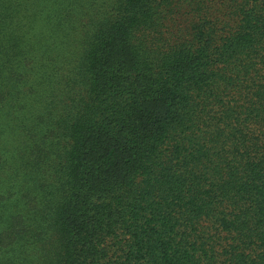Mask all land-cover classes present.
<instances>
[{"label":"trees","instance_id":"1","mask_svg":"<svg viewBox=\"0 0 264 264\" xmlns=\"http://www.w3.org/2000/svg\"><path fill=\"white\" fill-rule=\"evenodd\" d=\"M0 264H264V0H0Z\"/></svg>","mask_w":264,"mask_h":264}]
</instances>
